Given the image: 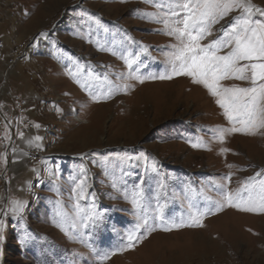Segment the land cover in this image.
Instances as JSON below:
<instances>
[{
  "label": "rangeland",
  "instance_id": "1",
  "mask_svg": "<svg viewBox=\"0 0 264 264\" xmlns=\"http://www.w3.org/2000/svg\"><path fill=\"white\" fill-rule=\"evenodd\" d=\"M252 2L264 6V0ZM137 9L156 11L144 0H0V152L11 145L9 163L0 164V209H9L11 200L24 202L15 219L9 212L0 264H96L97 254L105 253L103 264H264V213L225 207L205 216L202 227L171 231L153 219L158 203L168 223H179L190 203L203 210L208 197L220 198L215 185L235 190L264 168V136L234 134L223 144L212 139L209 129L227 121L215 98L189 77L129 80L128 91L99 102L77 83L89 74L115 80L127 72L121 50L139 53L142 75L165 70L166 46L174 41ZM84 10L93 18L82 17ZM9 122L11 142L2 139ZM37 135L39 150L27 145ZM198 137L206 147L188 142ZM222 147L229 151L221 153ZM141 152L147 161L138 159ZM229 173L230 183L223 179ZM81 179L86 191L78 200L73 189ZM141 180L145 200L137 210L125 192L130 196ZM93 194L102 220L73 227L77 202L87 210ZM138 212L157 229L127 248Z\"/></svg>",
  "mask_w": 264,
  "mask_h": 264
},
{
  "label": "snow or ice",
  "instance_id": "2",
  "mask_svg": "<svg viewBox=\"0 0 264 264\" xmlns=\"http://www.w3.org/2000/svg\"><path fill=\"white\" fill-rule=\"evenodd\" d=\"M126 2V0H121ZM152 4L155 12H140L134 10L142 19L163 25L160 29L162 34L173 39L166 47L167 67L158 74H140L139 53H128L126 50L119 52L120 58L124 61L127 72L116 74L115 80L109 79L105 74L100 77L89 78L83 82L77 80L80 87L85 90L89 97L99 102L111 99L114 94L121 91H128L132 85L127 83L135 80L144 83L145 80H171L177 76L189 77L193 84L202 85L215 98V103L222 110V115L227 121V127H215L209 129L212 139L223 144L228 136L242 134L245 136H264V6L257 5L252 0H144ZM82 17L92 19L89 13L84 10ZM223 21V23H221ZM216 25H219L217 28ZM40 37H48L49 33L41 32ZM53 47L56 42L53 40ZM133 43H135L133 41ZM100 50L111 51L117 55L112 48L101 47ZM144 51H147L145 48ZM52 55L57 59L60 57L56 51ZM70 59V58H69ZM79 71V66L77 68ZM70 76L75 78V73L69 71ZM97 81L98 83H93ZM225 81H241L245 86L236 83H223ZM59 111V109H56ZM11 122L5 124V134L2 139L11 142V135L8 131ZM39 129V124L32 125ZM20 139H24V133L18 131ZM41 136H34L27 140L28 147L42 148ZM193 148L206 147L202 138L198 137L195 142L188 141ZM0 152V164L9 163L7 147ZM17 149L12 147L15 155ZM228 148L222 147L221 153H227ZM24 156L28 153L24 152ZM147 161L148 157L144 152L139 154L138 159ZM17 162L16 160L12 161ZM232 168L233 165H228ZM37 172L36 169H32ZM152 172L158 170L153 163ZM38 174V172H37ZM231 173L223 179L231 182ZM143 180L136 185L130 196L125 192V199H130L131 204L137 210L143 209L145 200L142 188ZM163 187V184L160 185ZM112 187H116L113 183ZM219 199L212 201L209 207L201 210L194 204H189L186 219L179 223L173 221L168 223L163 217V205L157 204L154 220L160 221L164 231H171L172 228L202 227L205 216L222 211L225 207L236 208L239 211L251 213H264V168L256 171L254 175L247 177L235 190L228 187V184L215 185ZM78 192V200L85 197V179H81L73 189ZM9 209H0V256L4 252V245L7 242L6 230L9 227V212L11 218L15 219L24 209V202L11 200ZM77 223L81 228L95 227L102 220V215L95 210L94 194L93 204L89 209L80 208L76 204ZM138 223L135 228L127 234V248H132L147 234L155 231L157 225L149 223L146 216L137 213ZM57 226H61L59 223ZM143 229V234H139ZM70 238L71 235H70ZM21 239L22 238H18ZM123 250V249H121ZM114 254V253H113ZM98 255L96 264H103L109 258V254Z\"/></svg>",
  "mask_w": 264,
  "mask_h": 264
},
{
  "label": "bare ground",
  "instance_id": "3",
  "mask_svg": "<svg viewBox=\"0 0 264 264\" xmlns=\"http://www.w3.org/2000/svg\"><path fill=\"white\" fill-rule=\"evenodd\" d=\"M42 156V155H41ZM47 157H48V155H47ZM50 158V157H49ZM48 160V159H47Z\"/></svg>",
  "mask_w": 264,
  "mask_h": 264
}]
</instances>
